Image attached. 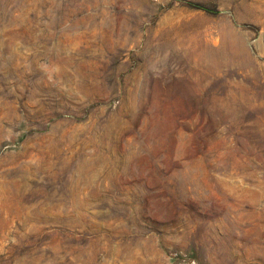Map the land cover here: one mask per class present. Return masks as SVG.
<instances>
[{"label": "rangeland", "instance_id": "1", "mask_svg": "<svg viewBox=\"0 0 264 264\" xmlns=\"http://www.w3.org/2000/svg\"><path fill=\"white\" fill-rule=\"evenodd\" d=\"M0 264H264V0H0Z\"/></svg>", "mask_w": 264, "mask_h": 264}]
</instances>
